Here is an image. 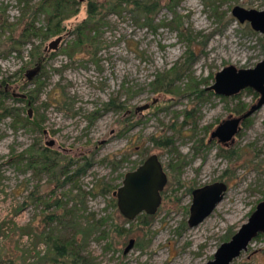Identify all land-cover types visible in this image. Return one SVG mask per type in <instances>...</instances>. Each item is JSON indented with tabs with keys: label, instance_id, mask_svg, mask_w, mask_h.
Listing matches in <instances>:
<instances>
[{
	"label": "rangeland",
	"instance_id": "1",
	"mask_svg": "<svg viewBox=\"0 0 264 264\" xmlns=\"http://www.w3.org/2000/svg\"><path fill=\"white\" fill-rule=\"evenodd\" d=\"M75 1L59 33L24 42L18 40L24 22L32 20L42 34L49 12L37 9L42 0H0V100L12 109L10 115L0 110L6 114L0 118V264H63L44 243L49 231L76 234L88 264H203L264 198V105L225 146L209 140L210 132L240 115L238 108L248 110L258 94L245 88L224 97L208 89L223 67L250 68L264 59V33L231 14L235 5L264 10V0H148L157 9L147 17L132 0L116 10L120 0H97L90 19V0ZM83 22L96 28L87 27L85 44L72 52L74 28ZM59 35L58 47L47 50ZM33 49L45 59L28 81ZM165 75L171 92L153 85ZM111 99L125 110L108 106ZM29 109L40 129L30 121L15 124ZM162 140L171 147L160 146ZM38 153L51 157L50 167L44 159L29 165ZM151 154L168 177L160 206L128 220L112 193ZM219 181L227 186L223 199L189 227L191 190ZM49 214L59 219L47 224ZM101 217L108 221L97 227ZM131 238L134 246L124 253ZM232 264H264V236Z\"/></svg>",
	"mask_w": 264,
	"mask_h": 264
},
{
	"label": "water",
	"instance_id": "2",
	"mask_svg": "<svg viewBox=\"0 0 264 264\" xmlns=\"http://www.w3.org/2000/svg\"><path fill=\"white\" fill-rule=\"evenodd\" d=\"M231 14L240 23L248 22L254 31L264 33V10L246 9L235 5L231 9ZM61 40V35L52 39L47 45V50L54 51ZM39 69L40 65H36L27 70L26 79H33ZM245 88H251L259 95L257 102L241 115L228 117L218 123L210 132V140L216 139L218 143L227 146L240 131L241 123L264 105V59L250 68L227 65L215 73L214 82L208 86L215 94L224 97L234 96ZM19 96L25 97V94ZM147 107L148 104L138 106L136 111ZM28 114L31 116L30 109ZM167 181V174L157 154L147 156L134 170L124 174L122 184L113 191L119 212L128 220H133L141 213L154 214L160 206L161 191ZM226 190V184L221 181L193 189L187 220L189 227L198 225L208 217L223 199ZM260 233H264V198L231 237L217 247L213 257L203 264H231ZM133 246L134 239L131 238L123 252H128Z\"/></svg>",
	"mask_w": 264,
	"mask_h": 264
},
{
	"label": "trees",
	"instance_id": "3",
	"mask_svg": "<svg viewBox=\"0 0 264 264\" xmlns=\"http://www.w3.org/2000/svg\"><path fill=\"white\" fill-rule=\"evenodd\" d=\"M127 1L128 0L117 1L115 5L114 4L112 5L113 6L112 9L116 10L118 7H120L122 2H127ZM130 2L134 4L137 11H139V12L141 11L142 13H144L146 15V17L148 16V14L153 13L157 9L156 3L155 2L151 3L148 0H141V1L132 0ZM76 3L77 2L75 0H42V3L38 4L39 8H37V9L45 11V12L46 11L49 12L48 21H47L48 26H49L48 30L46 32H42V34H40L41 30L36 28V26L32 23V20H29L28 22H24V25H23L22 31L19 34L18 40L20 39V40H23L24 42H28V39H31V37H42V38L46 39L49 35H55V34L59 33V31H61V29L58 28V25L60 24L61 21H63L64 19H66L68 17V15H64L67 7L68 6L73 7L74 4H76ZM88 4H89L88 5L89 6L88 13H89V19H90V18L94 17V15L96 14V11H97L96 6L98 5V2H97V0H90L88 2ZM49 9H51V10H49ZM36 10H35V12H36ZM151 22H147V25L151 26ZM88 23L83 22L74 28V32L72 34L73 35V43H72V50H71L72 52L78 51L85 44V40H84V36H83L84 30L87 27L89 29L92 27L96 28L95 24H88ZM169 25H170V23H169ZM18 40H13L12 43L17 44ZM32 51H33L32 57L34 59L33 60L34 65L33 66H36V65L42 66L43 61L45 59V56L37 55V51H34V49ZM40 71H41V69H40ZM165 78H166V75L162 76V77L161 76L157 77V79L154 80L153 85L156 84L157 89L164 90L165 92H171V88H169L167 85H165V83H166ZM168 85H170V83ZM29 96H30V100L32 101L33 100L31 97L32 95L29 94ZM0 97H2V96H0ZM14 97H15V99H22L19 95L14 96ZM26 97L29 98L28 96H26ZM22 100H24V99H22ZM107 105L110 106L112 109H115V110H118V109H123V111L125 110L121 106V104H118V105L115 104L113 99H111ZM1 106H2V102L0 100V110L1 109L6 110L5 108H2ZM14 110H17V109H14ZM10 111L7 109L6 113L8 115H10L11 114ZM236 112L239 114H242L244 112V107L238 108V110H236ZM2 116H6V114L0 113V118ZM248 120L249 119L245 120V122L243 124H246V122ZM28 121L32 122L37 129H40L39 124H38L39 123L38 118L37 117L30 118L28 112H27V115L25 117H16L15 118V122H17L15 124H19L20 122L21 123H27ZM158 144L160 146H168L169 148L171 147V144L166 140H164V141L162 140V141L158 142ZM29 153H31V152H29ZM42 155H43V153H38L37 157H35L34 159H33V157L28 158L27 161H28L29 165L35 164L37 159H44L43 163H42V164H44L43 167L44 168L50 167L49 166L50 161L52 160L51 157L45 156L44 158H42ZM225 155L229 156L228 154H225ZM47 162H48V165L46 164ZM175 164L176 165L173 166V169L178 170L179 164H177V163H175ZM47 169L51 170V168H47ZM78 171L76 172V174H79ZM65 173H66V171H63V174H65ZM67 179H72V178H71V176H68L65 180H67ZM65 180H63L64 183H66ZM31 199H35V198L31 197ZM58 219H59V215H57V214H49L46 216L47 224H50L54 221H57ZM106 221H108L107 218L101 217V218L97 219L95 221V223L97 224V227H99V226L105 224ZM20 227H21L20 229H23V230H25L27 228L25 226H20ZM112 230L119 235L125 233L124 228L120 227L118 224H112ZM90 232H91V230H90ZM100 234L102 237H105V236L108 237V231H106V230H100ZM75 236H76V234H72L70 236V238H62L60 236L55 237L53 235V231H49L48 236L45 235L44 243L50 249V251H53V254H55V256L57 257V258L52 257V260L56 261L58 259H61L63 261V264H88V260L83 255H81V252H80V248L82 247V244H78L79 238L76 240ZM82 236H83L82 237V239H83L82 242H83L86 238V235H82ZM259 236H264V233H260L256 237H259ZM110 244H111L110 241L107 242V245H110ZM77 245H78V247H77ZM59 263L61 264L62 262H59Z\"/></svg>",
	"mask_w": 264,
	"mask_h": 264
},
{
	"label": "flooded vegetation",
	"instance_id": "4",
	"mask_svg": "<svg viewBox=\"0 0 264 264\" xmlns=\"http://www.w3.org/2000/svg\"><path fill=\"white\" fill-rule=\"evenodd\" d=\"M33 67H35V66H33ZM41 67V66H40ZM40 70V69H39ZM39 73V72H38ZM38 73H37V75H38ZM36 75V76H37ZM35 76V77H36ZM32 80V79H31ZM14 96H17L18 94L16 93V94H13ZM27 95L25 94V97H21L22 99H27V97H26ZM258 97H259V95H258ZM28 102H29V100H27V105H28ZM244 113V112H243ZM241 115V114H240ZM239 116V115H238ZM233 117V116H232ZM234 117H236V116H234ZM249 118V117H248ZM248 118H246L245 120H247ZM245 120L241 123V128H242V124L245 122ZM241 130V129H240ZM209 140H210V138H209ZM216 140V139H215ZM217 141V140H216ZM232 143V142H231ZM223 145V144H222Z\"/></svg>",
	"mask_w": 264,
	"mask_h": 264
}]
</instances>
